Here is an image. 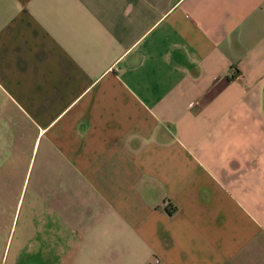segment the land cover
Listing matches in <instances>:
<instances>
[{"label":"crops","instance_id":"1","mask_svg":"<svg viewBox=\"0 0 264 264\" xmlns=\"http://www.w3.org/2000/svg\"><path fill=\"white\" fill-rule=\"evenodd\" d=\"M0 182V264H264V0H0Z\"/></svg>","mask_w":264,"mask_h":264},{"label":"rangeland","instance_id":"2","mask_svg":"<svg viewBox=\"0 0 264 264\" xmlns=\"http://www.w3.org/2000/svg\"><path fill=\"white\" fill-rule=\"evenodd\" d=\"M5 194L2 196V183L0 182V241H10L13 235L15 224L23 221L29 201V186L24 184L21 195H11L15 185L12 183L4 184ZM26 190V192H25ZM25 192V193H24ZM15 238V237H14Z\"/></svg>","mask_w":264,"mask_h":264},{"label":"built area","instance_id":"3","mask_svg":"<svg viewBox=\"0 0 264 264\" xmlns=\"http://www.w3.org/2000/svg\"><path fill=\"white\" fill-rule=\"evenodd\" d=\"M154 263H157V261H155Z\"/></svg>","mask_w":264,"mask_h":264}]
</instances>
